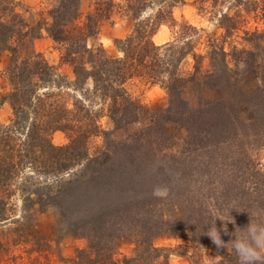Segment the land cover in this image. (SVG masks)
<instances>
[{
  "label": "rangeland",
  "instance_id": "rangeland-1",
  "mask_svg": "<svg viewBox=\"0 0 264 264\" xmlns=\"http://www.w3.org/2000/svg\"><path fill=\"white\" fill-rule=\"evenodd\" d=\"M15 1L29 26L41 23V35L33 40L35 50L73 80L71 68L61 63L57 45L46 32L52 20L50 10L58 0ZM91 5V0H80L81 18ZM198 6L194 0L175 6L176 24H163L153 35L156 44L177 38L182 45L187 38H179L178 24L186 22L196 29L188 35L192 50L180 62V73L190 76L196 64L200 72L196 84L187 82L182 89V104L172 103L158 85L139 78L128 80L124 87L141 104L137 119L117 127L105 115V104L99 118L104 133L90 136L86 146L90 157L102 161V203L111 200L107 196L112 187L120 194L118 208L122 211L126 207L123 203L135 197L140 214L149 207L154 219L167 222V231L151 239L157 248L151 250V264H246L250 257L264 253V0H219L216 5ZM223 14L237 24L226 35L220 22ZM132 24L133 20L121 13L101 22L98 41L108 55H119L113 40L129 33ZM211 45L229 54L228 70L209 64ZM8 59L9 54L3 52L0 123L4 125L12 118L9 101H1L9 90L3 73ZM205 74L211 75L210 83L214 82L212 77H218L216 86L205 84ZM86 88H92L90 80ZM220 99L230 108L228 122L217 114H205L199 118L201 122L210 116L218 124L191 129L184 125L197 119L201 102L203 106ZM86 104L94 111L101 107L91 93ZM51 141L56 146L65 145L68 137L56 130ZM77 168L80 166L74 170ZM31 173L25 169L13 183L10 204L14 207L10 218L0 223V264H91L97 240L92 249L86 236L75 235L69 228L86 213L79 211L77 215L67 202L64 208L69 215L62 218L56 206L41 210L38 204L23 201L21 183H27L25 176ZM32 176L43 180L36 173ZM30 197L36 200L35 195ZM138 227H123L112 238L113 259L120 264H144L133 259Z\"/></svg>",
  "mask_w": 264,
  "mask_h": 264
},
{
  "label": "trees",
  "instance_id": "trees-1",
  "mask_svg": "<svg viewBox=\"0 0 264 264\" xmlns=\"http://www.w3.org/2000/svg\"><path fill=\"white\" fill-rule=\"evenodd\" d=\"M184 1L91 0V9L81 18L80 0H58L50 10L52 20L46 32L57 45L61 63L71 68L73 80L69 81L33 46V40L41 35V23L29 26L17 1L0 0V56L3 52L9 54L3 70L9 90L1 101L8 100L12 110L10 122L0 123V223L11 216L14 206L10 198L15 179L29 169L31 176H25L27 183H21L23 201L38 204L41 210L56 206L62 218L69 215L64 208L67 202L72 204V211L77 215L79 211L86 213H81L80 217H86L71 222L69 228L75 235L86 236L92 249L97 240L99 246L93 250L91 264H120L113 259L112 238H116L123 227L129 229L132 225L139 226L133 259L144 264L153 263L151 250L157 248L151 239L167 231V222L162 218L154 219L149 207L140 214L137 210L140 203L137 204L135 197L123 203L126 207L122 211L118 208L120 194L112 187L108 188L107 196L111 200L102 203L103 198L99 196L104 183L100 178L102 161L88 155L86 143L90 136L104 133L99 118L106 105L105 115L117 127L137 119L141 104L128 94L124 87L126 81L139 78L150 85H158L172 103L180 104L186 83L196 84V74L200 72L198 64L194 65L190 76L180 73V62L192 50L188 35L196 33V29L186 22L178 24L179 38H187L182 45L177 38L163 44L153 40L161 25L176 24L173 8ZM194 1L202 8L208 3L216 5L219 0ZM115 13L127 15L133 24L123 38L113 40L119 55L110 56L98 41V34L101 22ZM220 22L225 35L237 25L226 14L221 15ZM228 55L222 47L211 45L209 64L222 65V71L228 70ZM205 78L207 86H216L217 76L212 77V83L209 82L211 75L205 74ZM88 80L92 82L91 89L86 88ZM87 93L98 97L99 109L94 111L86 104ZM205 104L199 105L196 111L199 115L194 122L188 126L184 123L186 127L216 126L218 121L210 117L214 114L228 122L230 108L221 99ZM205 114L210 115L209 120L201 122L199 118ZM56 130L67 134V144L56 146L52 143L51 134ZM76 166L80 168L74 170ZM33 173L43 180L34 179ZM64 174L68 177L63 179ZM31 195H35V201ZM252 258L246 264H264V253Z\"/></svg>",
  "mask_w": 264,
  "mask_h": 264
}]
</instances>
